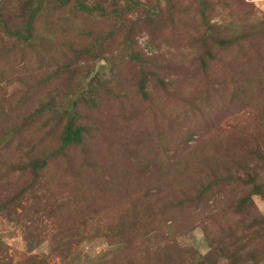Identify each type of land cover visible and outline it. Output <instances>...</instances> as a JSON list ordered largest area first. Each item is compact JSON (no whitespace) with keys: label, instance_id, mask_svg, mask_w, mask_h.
I'll list each match as a JSON object with an SVG mask.
<instances>
[{"label":"rangeland","instance_id":"rangeland-1","mask_svg":"<svg viewBox=\"0 0 264 264\" xmlns=\"http://www.w3.org/2000/svg\"><path fill=\"white\" fill-rule=\"evenodd\" d=\"M136 1L156 4L159 16L135 9L130 25L117 29L62 11L42 14L33 49H21L0 30V264H264V234L249 231L254 220L239 222L232 214L252 192L242 186L249 169L264 180L256 155H264V0ZM19 2L21 9L29 0ZM20 9L18 26L27 18ZM207 26L220 37L235 35L237 43L213 47L214 60L207 58L202 69L199 45ZM128 42L150 58L167 88L151 83L148 95L141 93L142 71ZM81 51L86 55L65 70ZM95 69L111 90L97 108L81 109L89 153L72 151V160L50 165L30 188L33 176L10 172L12 166L28 162L34 148L53 145L59 133L48 135L27 119L52 94L71 100L80 78ZM16 127L22 131L12 135ZM143 159L161 160L164 169L169 163L184 188L165 198L159 183L151 192L158 204L134 217L130 205L138 196L131 181H123L133 193L129 203L114 188ZM213 173L232 178L204 190ZM252 198L264 222V199ZM242 237L260 251L256 263L236 260Z\"/></svg>","mask_w":264,"mask_h":264},{"label":"trees","instance_id":"trees-1","mask_svg":"<svg viewBox=\"0 0 264 264\" xmlns=\"http://www.w3.org/2000/svg\"><path fill=\"white\" fill-rule=\"evenodd\" d=\"M15 4H12L11 0H1L0 1V30L3 31L4 36L10 40H16L17 45L22 48H35L36 45L34 40L38 38L37 33V20L41 15H50L55 12H63L67 17H75L76 15L84 16L87 18L99 19L103 22H112L115 24V28L120 26H129L130 22L133 20L128 17L132 15L135 9L143 8L149 13L151 19L153 17L159 16V11H157V5L148 7L143 3L136 0H29L21 9L19 0H13ZM54 4V5H53ZM14 6H19L15 8ZM54 6V7H52ZM52 7V8H51ZM22 14H26L27 18L23 21L21 26H18V20L21 16L18 15V11ZM264 28V21H260ZM220 30L214 26H207L206 35L201 38L199 47H202V54L200 57L202 69L208 68L210 62L207 58L214 60L213 47H217L218 50L228 48L230 45H234L237 38L232 39L224 38L218 36ZM243 37L245 35H242ZM245 40V39H244ZM211 41L212 44L209 43ZM202 43V45H201ZM215 43V45H214ZM237 43V42H236ZM214 45V46H213ZM244 49V48H240ZM93 54L97 57L98 54L96 50L91 49ZM86 55L85 51H81L79 55L70 58L69 62L64 64L65 70H71L75 67L78 57ZM128 55L132 62L138 64L141 68V78L138 82L139 90L145 96L148 95V86L151 83H155L167 88L166 84L162 79H160V74L154 71L150 58L144 57L141 52L135 49L134 44L128 42ZM61 59L63 57L61 56ZM52 63L57 62L56 57L50 59ZM59 69V72H62ZM101 69L96 72L95 70L89 71L80 78L81 87L77 92L72 94V99L66 103L64 100L58 99L57 96L52 94L46 102H42L38 108L31 114L29 119H27L26 124L35 120L37 123H41V131L46 132L48 135H52L54 130H57L59 135H55L52 140L53 145H43L41 148L33 149L34 154L31 159L25 164H20L19 166H12L13 173L25 174L29 173L32 175V181L29 185L33 189L36 186L37 180L40 178L41 174L48 170L50 165L61 162L70 161V154L72 151L81 150L83 154L89 153V130L83 123V116L81 113L82 108L94 109L100 105V101L110 94V88L106 84L105 80L101 77ZM58 72V71H57ZM54 74V76L57 74ZM54 76L49 78V81L54 78ZM22 131V128L16 127V129L10 130L12 135H17ZM9 135V133L4 132V137ZM2 137L1 140L4 138ZM257 157L261 162H264V155L257 153ZM259 162V163H261ZM161 160L155 159H143L142 161H137L136 171H132L130 168L125 171L128 175L126 178H119L117 187L114 188L115 191H123L120 196V200L129 203V199L133 196L132 191L123 184V181H131V185L134 186L136 195L135 202L130 205L134 217H140L143 212H146L148 207L154 208L158 202L153 199L151 192L154 186L161 184L159 188L161 194L165 198H168L169 193H172L176 188H180V184H184L185 181L183 177L177 175L172 166L167 163V168L164 169L165 164H160ZM91 167V166H90ZM87 168L88 171L94 172V170ZM141 167L144 169L142 170ZM246 167V166H245ZM164 170L163 175H158V172ZM143 172V174H142ZM131 175L133 177H131ZM259 175L256 170L249 169L247 174V181H242V186L252 189V192L246 194L242 198L238 199L237 203L233 206L232 214L237 219L241 217L239 222H250L248 225L249 231H256L258 228L264 234V222L262 221V216L256 217L258 214L255 213L253 196H258L264 199V180H260ZM230 175H218L211 174V180H207V184L203 187L204 190L208 189L210 192L218 187L225 185L228 180H231ZM238 180H243L238 178ZM165 186V188H164ZM24 193V190L22 191ZM200 194H202L200 192ZM183 195V192H182ZM184 196V195H183ZM185 207V203L182 202L175 207V210L182 209ZM5 209V208H4ZM0 207V213L4 210ZM174 210V211H175ZM151 219V217H150ZM149 220V218H148ZM158 223V222H156ZM233 231V230H232ZM236 233H232L235 236ZM244 237L238 238L236 244H242V246L237 249V261L245 263L246 261H256L261 257L258 253L259 250L252 246V242L242 243ZM264 251V249L262 250ZM38 264H48L46 261L41 259Z\"/></svg>","mask_w":264,"mask_h":264}]
</instances>
